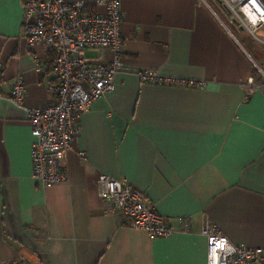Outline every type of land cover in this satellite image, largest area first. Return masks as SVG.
I'll return each instance as SVG.
<instances>
[{
  "label": "crops",
  "instance_id": "1",
  "mask_svg": "<svg viewBox=\"0 0 264 264\" xmlns=\"http://www.w3.org/2000/svg\"><path fill=\"white\" fill-rule=\"evenodd\" d=\"M20 1L0 0V264H205L204 224L264 249V26L249 35L216 0H120L122 69L79 115L66 179L40 186L25 111L52 102L54 76L51 54L23 39ZM17 75L21 107L8 100ZM97 173L144 192L173 228L188 216L189 231L130 228L103 206Z\"/></svg>",
  "mask_w": 264,
  "mask_h": 264
},
{
  "label": "built area",
  "instance_id": "2",
  "mask_svg": "<svg viewBox=\"0 0 264 264\" xmlns=\"http://www.w3.org/2000/svg\"><path fill=\"white\" fill-rule=\"evenodd\" d=\"M220 1L230 18L249 35L256 36L258 28L264 26L262 0ZM20 3L23 39L29 48L37 47L51 54L50 70L54 76L48 85L52 102L25 111L33 138L29 147L30 173L37 185H54L67 177L61 158L78 132L79 115L112 90L114 76L122 69L120 0H21ZM100 50L111 52L109 60L96 61ZM33 62L38 67L36 57ZM2 70L0 64V75ZM136 75L141 82L175 83L173 79L159 77L154 70H140ZM23 86L21 76L17 75L8 95V100L20 107ZM79 155L84 158L82 152ZM95 179L105 209L121 213L130 228L153 238L189 231L188 216L179 217V226L173 228L169 219L146 201L144 192L124 178L97 173ZM200 233L206 240L205 264H264L263 248L232 244L213 224H204Z\"/></svg>",
  "mask_w": 264,
  "mask_h": 264
},
{
  "label": "rangeland",
  "instance_id": "3",
  "mask_svg": "<svg viewBox=\"0 0 264 264\" xmlns=\"http://www.w3.org/2000/svg\"><path fill=\"white\" fill-rule=\"evenodd\" d=\"M234 33L238 38L239 37L238 31L235 30ZM256 66H258L259 70L262 72V74H258L259 76L258 78H260L264 82V71L258 64H256Z\"/></svg>",
  "mask_w": 264,
  "mask_h": 264
},
{
  "label": "trees",
  "instance_id": "4",
  "mask_svg": "<svg viewBox=\"0 0 264 264\" xmlns=\"http://www.w3.org/2000/svg\"><path fill=\"white\" fill-rule=\"evenodd\" d=\"M253 72H254V74H255V75H258V74H256L257 72H256V70H255V69L253 70Z\"/></svg>",
  "mask_w": 264,
  "mask_h": 264
},
{
  "label": "water",
  "instance_id": "5",
  "mask_svg": "<svg viewBox=\"0 0 264 264\" xmlns=\"http://www.w3.org/2000/svg\"><path fill=\"white\" fill-rule=\"evenodd\" d=\"M217 2H219V3H221V1L220 0H216ZM234 21V20H233ZM235 22V21H234Z\"/></svg>",
  "mask_w": 264,
  "mask_h": 264
}]
</instances>
